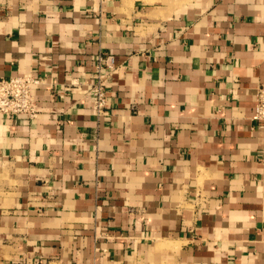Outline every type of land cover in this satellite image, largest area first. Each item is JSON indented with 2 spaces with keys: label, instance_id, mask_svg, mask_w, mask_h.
Here are the masks:
<instances>
[{
  "label": "crops",
  "instance_id": "1",
  "mask_svg": "<svg viewBox=\"0 0 264 264\" xmlns=\"http://www.w3.org/2000/svg\"><path fill=\"white\" fill-rule=\"evenodd\" d=\"M176 3L0 0V78H44L0 117V264H264V0Z\"/></svg>",
  "mask_w": 264,
  "mask_h": 264
},
{
  "label": "built area",
  "instance_id": "2",
  "mask_svg": "<svg viewBox=\"0 0 264 264\" xmlns=\"http://www.w3.org/2000/svg\"><path fill=\"white\" fill-rule=\"evenodd\" d=\"M97 59L98 68L93 76L89 92L92 95L93 110L100 115L104 112L108 100L107 86L101 74L103 70L105 72L114 70L116 60L113 55H100ZM43 83L44 78L33 74L0 78V117L26 116L34 118L38 115L35 88ZM254 118L264 125V82L255 89Z\"/></svg>",
  "mask_w": 264,
  "mask_h": 264
},
{
  "label": "rangeland",
  "instance_id": "3",
  "mask_svg": "<svg viewBox=\"0 0 264 264\" xmlns=\"http://www.w3.org/2000/svg\"><path fill=\"white\" fill-rule=\"evenodd\" d=\"M172 3L177 4L176 2L183 0H171ZM143 257V256H142ZM68 264H174L168 260H161L159 258H141L138 257H130L129 259H125L123 261L117 260H104L100 257L96 261H90L89 263H68Z\"/></svg>",
  "mask_w": 264,
  "mask_h": 264
}]
</instances>
